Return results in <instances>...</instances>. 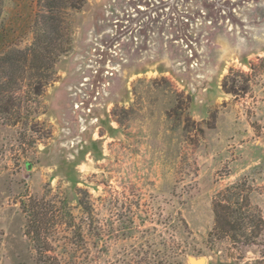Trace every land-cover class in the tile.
Wrapping results in <instances>:
<instances>
[{
    "label": "rangeland",
    "instance_id": "obj_1",
    "mask_svg": "<svg viewBox=\"0 0 264 264\" xmlns=\"http://www.w3.org/2000/svg\"><path fill=\"white\" fill-rule=\"evenodd\" d=\"M65 1L0 0V264H264V0Z\"/></svg>",
    "mask_w": 264,
    "mask_h": 264
},
{
    "label": "trees",
    "instance_id": "obj_2",
    "mask_svg": "<svg viewBox=\"0 0 264 264\" xmlns=\"http://www.w3.org/2000/svg\"><path fill=\"white\" fill-rule=\"evenodd\" d=\"M79 1H82V0H76L75 2H79ZM64 3H66V1L65 0H48V5L50 6V7H58V6H62ZM46 53H48V51H46ZM4 59H9V57H6V58H4ZM24 59L26 60L27 59V56L26 55H24ZM23 204H24V207L26 208L27 207V203L26 202H23ZM35 205V204H34ZM219 206H221V203L219 202V201H217L216 202V204L214 205V210H215V214H216V222H217V224H219V221L221 220V219H224V218H226L225 216L224 217H222V216H220L219 215V211H218V207ZM226 209H228V210H230L231 209V206H227L226 207ZM28 210L26 209V212H27ZM38 213L39 214H42L41 213V211H38ZM36 215L38 216V214L36 213ZM229 217H227V219H228ZM31 220H33V219H31L30 218V226L32 227H34L35 229H36V232H37V234H39V227L37 226V224H32L31 225ZM36 219L34 218V221H35ZM228 222V221H227ZM230 223V222H229ZM36 226V227H35ZM231 227H232V229H234V224H232L231 223V225H230ZM32 227V228H33ZM218 228H219V225L217 226ZM236 227V226H235ZM218 228H216V229H218ZM32 231H33V229H28L27 231H26V233H27V235L30 237V239L35 243H37V241H38V239H37V237L38 236H34V235H32Z\"/></svg>",
    "mask_w": 264,
    "mask_h": 264
},
{
    "label": "bare ground",
    "instance_id": "obj_3",
    "mask_svg": "<svg viewBox=\"0 0 264 264\" xmlns=\"http://www.w3.org/2000/svg\"><path fill=\"white\" fill-rule=\"evenodd\" d=\"M194 259V260H192ZM204 263V259H195V258H191V264H203Z\"/></svg>",
    "mask_w": 264,
    "mask_h": 264
},
{
    "label": "water",
    "instance_id": "obj_4",
    "mask_svg": "<svg viewBox=\"0 0 264 264\" xmlns=\"http://www.w3.org/2000/svg\"><path fill=\"white\" fill-rule=\"evenodd\" d=\"M200 259H202V258H200Z\"/></svg>",
    "mask_w": 264,
    "mask_h": 264
}]
</instances>
